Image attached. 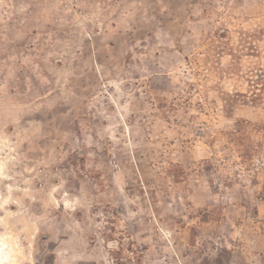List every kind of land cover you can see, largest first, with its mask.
Listing matches in <instances>:
<instances>
[{
  "label": "rangeland",
  "instance_id": "obj_1",
  "mask_svg": "<svg viewBox=\"0 0 264 264\" xmlns=\"http://www.w3.org/2000/svg\"><path fill=\"white\" fill-rule=\"evenodd\" d=\"M0 240L264 264V0H0Z\"/></svg>",
  "mask_w": 264,
  "mask_h": 264
},
{
  "label": "bare ground",
  "instance_id": "obj_2",
  "mask_svg": "<svg viewBox=\"0 0 264 264\" xmlns=\"http://www.w3.org/2000/svg\"><path fill=\"white\" fill-rule=\"evenodd\" d=\"M11 257V256H10ZM10 260H13L9 258L8 251L6 249L5 242L0 240V264H10ZM13 264V263H11Z\"/></svg>",
  "mask_w": 264,
  "mask_h": 264
}]
</instances>
